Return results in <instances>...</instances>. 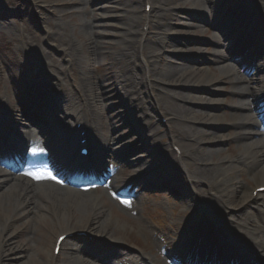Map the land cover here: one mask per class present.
Returning <instances> with one entry per match:
<instances>
[{
    "label": "bare ground",
    "instance_id": "bare-ground-1",
    "mask_svg": "<svg viewBox=\"0 0 264 264\" xmlns=\"http://www.w3.org/2000/svg\"><path fill=\"white\" fill-rule=\"evenodd\" d=\"M38 1L50 2L49 0ZM101 1L89 0L90 3L98 6ZM141 1L119 0L116 2L115 0L116 3L119 2L117 8L123 11L125 9L126 15L130 13L131 17L111 16V19L126 18V27L121 34H107L99 30L96 21L108 16H96L95 8L88 11L83 7L85 4L83 0H59L56 5H51V16L47 19L49 28L44 30L43 43H40L39 34L25 29L21 33H16L19 29L15 32L9 26L10 19L18 18L13 2L10 3V9L0 8V29H5L8 35L14 34L17 37L15 48L25 62V68L18 75V86L27 89L23 94H29L32 91L34 96L36 94L37 98L42 99L37 104L44 105L45 109L50 110L43 122L41 119L44 117H39V114L31 113L28 116H34L32 118L37 120V124L44 125L41 128V133L45 135L42 138L43 148L52 150V160L61 170L52 171L54 169L46 164L44 167L37 165L35 159L43 148L35 149L36 143L30 139L31 130L27 125L15 133V140L18 139L23 143L21 151L30 153L29 159H23L26 168L40 167L39 174H42L45 169L46 172L65 182L76 179L75 176L82 171L91 174V179L98 177L103 180L108 174L109 166L119 164L118 161L106 155L111 151L112 153L122 151L125 156L121 157V154L118 157L121 161L125 160L124 163L128 169L129 167L140 168L138 174L132 175L129 181L140 182L142 188L150 189L154 182L151 181L150 175L147 176L149 173L142 168L144 158L136 153L132 155L133 157L131 156L132 158L126 159L128 155L125 153L129 152L130 145L118 143V138L112 135L115 119L118 118L119 121L132 127V132L138 139H136L137 143L144 142L143 134L150 133L155 136L157 132L150 120L151 115L145 112V106L138 110L142 114L141 118L138 117L139 122L142 123L141 128L137 127L139 122L134 119L132 111L131 113L127 111L128 105H132V102L141 95L147 98L153 112L160 114L163 111L169 116V120L175 122L168 146L174 159L179 155L178 159L181 162L179 171L185 174L188 185L193 189L191 191L187 187L188 191H185L189 195L188 200L193 201L191 207L194 212L190 220L185 222H188L187 224L183 223L181 228L178 227V230L173 232V236L164 238L168 241L162 239V232H152L153 229L149 228L159 249L155 254L158 256L163 253L164 261L161 257L152 258L148 254L129 253L119 248L107 250L87 247L80 243L63 244L76 231H83L88 234L106 235L109 241L120 245V238L113 236L114 225L107 217H104L102 223L98 225L90 220L88 214L83 218L82 212H77L78 218L73 219L72 211L78 206L84 207L91 213L96 209L100 210L98 213H102L101 199L84 197L89 193H80L81 196L72 194L49 178L37 179L39 183H43L34 185L31 178L26 180L19 175L10 177L0 174V264H9L12 259V264H95L97 262L102 264H181L180 258L184 255L194 257L203 263H210L213 255H217L222 249L229 250L232 245L237 246L240 251V260L236 264L242 262L261 264L260 260L264 256V209H262L264 193L253 191L257 187H264V138L260 137L264 136V73L261 71V69L264 70V0H182L186 3L185 6L192 10V12L183 10L184 18H182L186 20L173 17L172 22H163L162 17L168 9L166 8L168 0H165L158 6L162 14L157 18L156 24L152 23V17L145 11V5L150 1L151 10H154V3L159 1L146 0V4H143L140 10ZM171 8L176 10V7ZM187 13L190 16H187ZM88 16L92 17L93 24L87 20ZM67 18L72 21L71 31L68 30L64 21ZM210 23L216 24L214 25L216 32H219L217 27H221L220 31H224L223 37L227 36L230 30L244 33L260 48L258 50L261 63L252 66L232 58L229 52H222L216 47V43L219 45L218 41L213 42L215 46L211 54L213 61L219 64L218 74L205 77L199 65L191 67L181 63L180 58L183 52L187 53L193 47L196 51L201 50L188 44L190 34L195 33L202 24ZM91 27L93 31L90 29L89 32L88 29ZM149 27L160 34L157 39L147 38V31L143 28L148 30ZM75 34L76 40L72 39ZM108 37L116 38L117 43L121 41L123 45L115 51L106 53L103 47L107 45L105 40ZM218 37L222 39L220 35ZM231 39L225 37L223 42H231ZM232 50L233 48L229 51ZM144 52L147 53L146 60L142 58ZM165 52H169L171 57L180 60L178 64L170 59L162 64L165 60L163 57ZM54 53H57L61 60L62 58L66 60L68 68L61 65L60 59ZM108 56L112 57L114 68H118L117 71L114 70L115 73H111V88L120 100L118 107L121 109L115 116L109 113L110 106L105 103L108 93L111 92L105 91L107 86L105 83L109 79L105 75H96L95 71ZM67 70L73 77L70 85L63 77ZM225 79L228 80L233 96L230 103L233 111L228 123L234 128V138L244 143L243 149L237 155L223 158L218 164L196 155L198 152L218 150L217 147L212 146L224 139L223 134L217 135L209 131L221 127V125H213L217 116L194 110L192 107H184L181 104L186 101L205 108L212 107V103H216V100L205 98L203 95H183L162 86L166 84L179 88L178 86L184 85L190 92L203 94L211 92L212 94V91L219 90L218 83ZM5 89H7L6 85L2 94L0 92V148L6 146L5 136L8 133L9 124L17 122L14 110L9 107L10 100L16 97L10 92L7 93ZM161 92L170 99L159 98L158 94ZM126 96H130L131 100L126 101ZM126 106L128 108H125ZM103 110L108 111L109 115H104ZM258 112L263 117L259 129L253 122V119L259 116ZM94 114H99L100 118L96 122V127L90 130L86 122L88 123ZM73 116L79 117L83 127H88L90 130L88 146L91 154L86 160L76 152L79 146L75 131L68 128V119ZM106 120L111 126L109 134L103 131L104 125L107 124V122L104 123ZM62 121H67V130L62 128L64 125ZM61 122L62 124L59 125ZM184 122L196 123V127L192 129L183 127ZM26 123L28 124V122L21 124ZM35 129H32L33 132H36ZM49 134L52 135L48 136ZM157 141L155 139L151 142V146H156L155 149L146 144L149 150L143 148L142 151L147 154V157L154 158L152 161L155 160V155L157 160L164 159L167 155L166 148H161ZM59 144H65V148L56 149L59 148ZM174 148L178 150V153ZM189 148L192 149L191 152H188ZM153 150L157 151L155 155ZM1 158L5 162L9 161L6 155ZM185 162L193 163L194 168L191 169L189 166L193 165H185ZM58 168L55 169L59 170ZM245 170L247 178L255 183L252 188L241 183L240 176L245 173ZM196 183L210 186L211 194L215 199L212 201L207 198L203 191L197 188ZM110 190L113 193L117 192L113 185L110 186ZM129 204L138 207V205L135 206L138 200L132 198ZM224 211L227 214L223 213ZM8 213H11V216H7ZM12 216L26 221L33 227H37L38 223H44L48 218L51 219L50 222L60 231L59 234L65 235L60 244L64 251L62 259L58 260L59 254L53 255V246L50 251L46 250L45 258L31 254L23 256L21 247L12 245L14 232L7 230L8 224L14 220ZM197 220L199 222L195 223ZM181 237L183 241L178 240ZM22 256L23 259L17 260Z\"/></svg>",
    "mask_w": 264,
    "mask_h": 264
},
{
    "label": "rangeland",
    "instance_id": "rangeland-1",
    "mask_svg": "<svg viewBox=\"0 0 264 264\" xmlns=\"http://www.w3.org/2000/svg\"><path fill=\"white\" fill-rule=\"evenodd\" d=\"M50 2L45 1H38V0H0V8L5 7V9H10V3L13 2V8L15 10L16 15L18 18L16 19H10L8 21L9 26L13 28V30L16 32V30L19 29L16 33L23 32L24 29L28 30L29 32H34L40 35V43H43V39L45 38L44 30L49 28L47 24V19L51 16V5H56L59 0H49ZM85 1V4L83 7L87 9L88 11L94 10V13L96 16H108V18H102L100 20L96 21V24L98 23L99 30L102 32H105L107 34H121L125 30L126 27L125 19L127 17H131L130 13L126 15L127 12L117 8L119 5V2L116 3L119 0H102L99 2V6L93 3H90L89 0H83ZM158 2L154 3V10H151V2L148 1V7L145 8V11L150 14L152 17L151 21L152 23L156 24L157 18L162 14L161 11H159V4L164 3L165 0H158ZM146 0H142L139 4L140 10H142V5L146 4ZM166 8L167 13L162 17L163 22H172L173 17H179L184 18L182 12L183 10L187 9L192 12L189 8H187L182 0H168ZM171 7H176V10ZM12 8V7H11ZM104 8V9H103ZM128 11V10H127ZM176 12V14H175ZM121 15V17H126L124 20L122 19H111V16ZM187 16H190V14L187 13ZM186 17V16H185ZM182 18V19H183ZM87 20L92 23V17L88 16ZM186 20V19H183ZM66 25L68 27V30L71 31L72 29V21H69V18L66 20ZM93 24V23H92ZM151 25V24H150ZM92 26V25H91ZM112 27H118L116 29ZM90 29L93 31V27L89 28L88 31L90 32ZM144 31H147V38L148 39H157L160 34L156 31L151 29V27L143 28ZM232 31H229L230 35ZM18 35V34H17ZM77 35L72 36V39L76 40ZM190 41L188 44L192 47L196 46L197 48H200V51H196L195 47H193L190 51L187 53H182L183 56H181L180 60L181 63H183L186 66H194V67H200L202 68V74L205 75V77H211L215 74H218L219 72V64L215 63L213 61V57L211 56L214 46L210 44L211 40L215 41L217 39V35L215 36L211 30L210 26L208 24H202L199 26L195 33L190 34L189 37ZM49 41V40H48ZM117 39L114 37H108L105 42H107V45L103 47V50L107 53L111 51H115L117 48L122 46L123 44L120 42L117 43ZM251 42V40H249ZM201 42V44H200ZM17 43V37L12 34L8 35L7 30L0 29V92L2 94V91L4 90V85L7 86V89H5L11 94H13L16 98H12L10 100L9 107L14 110V112L17 114L16 124H11L9 127L12 128H19V123L24 122V118L21 116V111L19 106L17 105V102L21 100L23 92L25 91L24 88L18 86V75L20 72L25 68V62L21 58L20 54L18 53L17 48H15V45ZM112 44V45H111ZM230 43H225L223 45H217L216 47L222 51V52H229V48H225V46L229 45ZM250 53L249 55H255L259 53L260 48L257 47L256 43L251 42L250 43ZM167 49V48H166ZM248 49V48H247ZM254 50L253 52H251ZM56 57H58L57 53H54ZM169 52L163 53V57L165 60L162 62V64H165V62L170 59L173 63L178 64L180 60H176L174 57H171ZM59 58V57H58ZM142 58L144 60L147 59V53L144 52L142 54ZM244 58V57H243ZM60 63L63 67L68 68V64L65 59L59 58ZM57 59V60H59ZM151 60V59H150ZM171 65V63L169 64ZM114 63L112 57L108 56L106 57L101 64L97 67L96 75L101 76H107L108 81H106V90L105 91H111L108 93V98L106 100V104L110 106V114L113 116L120 113L121 109L118 107V102L120 100L116 97V95L113 93V90L111 88L112 85V79H111V73H115V71L118 70V68H114ZM115 70V71H114ZM45 74V73H44ZM63 77H65L66 82L70 85L72 83V75L70 72H67L63 74ZM110 77V78H109ZM153 82V81H152ZM161 86V85H160ZM162 87L166 88L167 90H174L177 92H180L181 94L185 95H192V96H200L203 95L205 98L215 99L216 103H212V107H205L200 108L197 107V104L181 102L184 107H192L194 110H201L208 112L211 115H216L215 121L213 122L214 126L221 125V127H218L216 129H210L212 133L215 134H223L224 139L219 142L217 145H213L212 147H217L218 150H213L210 152L204 151L202 153L198 152L196 155L197 157H202L206 159L209 162H217L220 163L223 158H229L233 155H237L241 149H243V143L238 141V139L234 138V128L231 127L230 123H228V119L231 116V112L233 111L230 103L233 99V96L231 95L230 85L228 83V80H222L218 83V89L211 92H208L206 94L203 93H197V92H190L188 91L186 86H178L179 88H175L173 86L169 85H163ZM159 98L162 100L170 99L165 93L161 92L158 94ZM138 96V94L135 96V98ZM130 96H126V101H130ZM132 105H128L125 108H128V112L133 113L134 119H136L138 122V117L141 118V113L138 111L139 108L145 106V112L147 115L150 116V120L154 124V130L157 132L155 136L148 134H143L144 136V142L137 143L136 139L137 136L133 134L132 127H129L128 124H126L123 121H119L118 118L115 119L114 124V131L112 132V135L116 136L119 140L118 143L122 142L127 143L130 145L129 152L125 153L128 155V158H132L134 154H141V156L144 158V170L147 171L149 174L147 176L151 177V181L154 182V185L150 187V189L142 188L140 182H131L129 181L130 177L132 175L138 174L139 167H132L129 169L127 168L126 164L124 163L125 160L120 159L118 157L122 154V151H115L110 154H107L106 157H111L112 159L118 161V165L116 167V174L112 176L110 179L115 180L116 185L122 188V193H120L119 196H109L110 194L105 193L100 186H97V191L90 192L89 194H85L84 197H97L101 199V211L102 213H98L100 210H94L92 213L87 211L84 207H76L72 211L73 219L78 218L77 212H82V217L89 216L91 218L90 220L96 225L102 223V219L104 217H107L111 224L114 225V235L117 237L120 241V245H117L115 243H112L107 239V236H100L97 234H88L83 231H76L71 238H67L64 243H80L83 245H86L87 247L92 248H106L109 250H113L116 248L122 249L129 253H142V254H148V256L154 258L160 257V255H156L157 250V244H155L154 238L151 236V230L149 228L153 227L156 230H160V232L163 233L162 238H167V236H173V232H176L178 230V227H182V224L188 221L191 214H193V209L191 207L192 202L188 200L189 195L186 194L188 191L187 187L193 191L192 187L188 185L187 179L185 177V174L181 173L179 171V168L181 167V162L178 159L179 155L176 156V159L173 158L172 152L168 146V143L171 138V132L173 129V125H175V122L172 120H169V116H167L163 111L160 114H157L151 110L149 107V103L147 98L140 95V97H137L134 102H132ZM178 103V102H177ZM127 104V102H126ZM32 113H37L41 117V113L32 111ZM108 111L103 110L104 115H109ZM19 114V115H18ZM42 118V117H41ZM99 114H94L92 119L88 121V126L93 127L96 126V122L99 121ZM79 119V117H71L68 119L69 126L71 128L74 125V122ZM143 119V117H142ZM43 122V119H41ZM256 124L257 121L254 118L253 119ZM146 121V120H142ZM66 122V121H65ZM107 120L104 122L106 123ZM66 124V123H65ZM107 124H109L107 122ZM107 124L104 125L103 131L108 132V134L111 131V126H107ZM7 125V124H6ZM142 126L141 121L138 123L137 127ZM183 127H190L195 128L196 123L192 122H184L182 123ZM199 124L197 125V127ZM146 125V129H147ZM207 127V126H206ZM21 128V127H20ZM208 128V127H207ZM18 130V129H17ZM160 137H163L160 139ZM263 138V136L261 137ZM146 139V141H145ZM158 140L157 144L160 145V147L166 148L167 155L164 159L157 160L156 158V150H153L155 155V160L152 161L154 158L147 157L146 153H142L143 148H145L147 151L149 150L146 146V144H149L151 146V142L153 140ZM138 140V139H137ZM153 149L156 148V146H151ZM196 148V147H195ZM192 149L189 148L188 152H191ZM150 152V151H149ZM125 155L122 154L121 157H124ZM132 156V157H131ZM116 157V158H115ZM178 159V160H177ZM182 161V160H181ZM184 163V161H182ZM185 165H193L189 166L191 169L194 168V164L191 162H185ZM189 163V164H188ZM175 166L177 168H175ZM177 174V175H175ZM179 175V176H178ZM242 184H245L247 187L252 188L254 187L255 183L251 181L248 176L245 173H243L241 176ZM245 178V179H244ZM130 182V184H129ZM34 185H37L38 183H32ZM188 185V186H187ZM196 186L198 189H201L205 196L212 201L215 199L210 191V186L208 187L205 184H197ZM194 188V186H193ZM186 191V192H185ZM264 193V192H262ZM72 194H74L72 192ZM186 194V199L184 195ZM78 196H81L78 194ZM132 198L134 200H138V207H134L129 204L130 201H132ZM190 201V202H189ZM33 203V202H32ZM33 205V204H32ZM134 205V204H133ZM262 209H264V205L262 206ZM89 212V213H88ZM227 214L225 211L223 212ZM231 214V213H229ZM107 215V216H104ZM7 216H11V213H8ZM76 217V218H75ZM13 221H11L8 224V232H14L13 238L11 240L13 246H20L22 255H36L40 258L46 257V250L50 251L52 248L53 241L57 234H59L60 231H58L55 226L50 222L51 219H46L44 223H38L37 227L30 226L26 221L22 219H16L12 216ZM190 220V219H189ZM190 222V221H189ZM188 223V222H187ZM185 223V224H187ZM116 227V228H115ZM112 228V230H113ZM113 233V232H112ZM28 239V240H27ZM168 240V239H166ZM178 240L183 241V237L178 238ZM63 246L60 245L59 249V255L58 260L62 259L63 257ZM156 255V256H155ZM23 256L19 259H23ZM163 257V256H162ZM9 260H11L9 258ZM15 260V261H17ZM163 261V260H162ZM13 263L12 262L9 264ZM54 264V263H51Z\"/></svg>",
    "mask_w": 264,
    "mask_h": 264
},
{
    "label": "snow or ice",
    "instance_id": "snow-or-ice-1",
    "mask_svg": "<svg viewBox=\"0 0 264 264\" xmlns=\"http://www.w3.org/2000/svg\"><path fill=\"white\" fill-rule=\"evenodd\" d=\"M29 175H32L34 179H44V178H49V179H56V177H54L50 172H46V173H28ZM61 239H63V237H61Z\"/></svg>",
    "mask_w": 264,
    "mask_h": 264
}]
</instances>
